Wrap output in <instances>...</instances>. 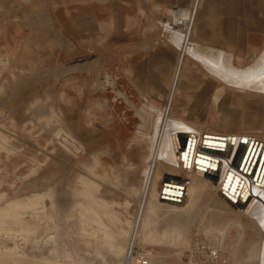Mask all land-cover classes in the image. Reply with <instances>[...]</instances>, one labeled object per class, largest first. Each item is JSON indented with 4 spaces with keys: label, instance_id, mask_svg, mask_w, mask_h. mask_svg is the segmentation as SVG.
Returning a JSON list of instances; mask_svg holds the SVG:
<instances>
[{
    "label": "rangeland",
    "instance_id": "374dc122",
    "mask_svg": "<svg viewBox=\"0 0 264 264\" xmlns=\"http://www.w3.org/2000/svg\"><path fill=\"white\" fill-rule=\"evenodd\" d=\"M209 1L0 0V264L264 263L262 214L235 209L210 179L191 193L201 209L142 220L150 236L177 220L186 242L136 239L157 162L195 174L171 161L166 137L187 124L170 111L183 54L204 52L194 29ZM149 157L142 203L127 208L121 176L139 182Z\"/></svg>",
    "mask_w": 264,
    "mask_h": 264
},
{
    "label": "crops",
    "instance_id": "0c3cea01",
    "mask_svg": "<svg viewBox=\"0 0 264 264\" xmlns=\"http://www.w3.org/2000/svg\"><path fill=\"white\" fill-rule=\"evenodd\" d=\"M249 1L252 2L251 9H249ZM209 2L208 9L202 12L194 29V36L202 42L204 52L187 60L183 54L176 84L177 96L182 102L176 111H170L171 118L192 127L193 135L197 136L200 142L205 135L240 139L256 138L257 133L264 130V0ZM164 26L165 30L178 29L176 24L171 27ZM152 140L151 148H154V145L156 148L155 140L153 138ZM151 158L142 159L145 165L139 182H132L125 174L121 176V180L129 189L127 196L121 198L124 205H128L127 208L134 206L139 200L142 203ZM123 160L132 162L128 155ZM163 162L165 161L157 162V171L154 172L155 177L146 197L143 210L145 213L142 212L139 223L141 228L136 239L153 242L166 240L186 242L187 236L184 230L176 227L179 225L177 220L163 225L167 229L162 227V231L161 229H156V233L152 231L151 236L149 235L151 230L146 232L143 228L146 224H142V220L146 219L150 224L149 222L158 216L156 215L158 210L161 212L164 210V213L167 210L169 217L177 219L180 213L188 215L189 210L201 209L195 198L191 196L192 191L203 185L212 189L214 185L212 181L196 173H190L189 175L192 176L190 178L187 176L181 178L177 173L166 172ZM132 167L134 165L131 163L127 168ZM168 177L178 178V184H186V195L181 197L179 203L165 202L161 198ZM200 183L201 186H198ZM179 188L184 190V187L179 186ZM127 213L129 218L133 219L136 216L138 218L139 215V213L133 214L128 209ZM165 232L170 233L169 237H160L159 234ZM132 233L133 227L129 239ZM173 247L175 249L176 246Z\"/></svg>",
    "mask_w": 264,
    "mask_h": 264
},
{
    "label": "water",
    "instance_id": "95a60500",
    "mask_svg": "<svg viewBox=\"0 0 264 264\" xmlns=\"http://www.w3.org/2000/svg\"><path fill=\"white\" fill-rule=\"evenodd\" d=\"M1 114V113H0ZM147 120L141 129L151 131L153 128V115L146 113ZM64 142L72 147L75 151H80L73 143L64 138ZM196 138L189 135L184 138L182 160L186 165H191V159L194 153ZM237 138L226 136H209L205 135L202 140L201 152H207L213 155L231 156V149L237 144V151L232 159L231 170L227 173L222 189L223 194L233 202H242L249 199V183L260 185L264 182V141L257 138L242 137L237 143ZM228 147V151H226ZM190 152V153H189ZM198 152L196 155L197 169L203 172L204 177L216 182L217 176L214 172L219 168V161ZM190 154L187 161V154ZM178 178L168 177L162 189V200L165 202H181L182 193L179 191Z\"/></svg>",
    "mask_w": 264,
    "mask_h": 264
},
{
    "label": "bare ground",
    "instance_id": "6f19581e",
    "mask_svg": "<svg viewBox=\"0 0 264 264\" xmlns=\"http://www.w3.org/2000/svg\"><path fill=\"white\" fill-rule=\"evenodd\" d=\"M173 126H171V127H173ZM171 132L172 133L170 134V138L167 139V137H166V141L168 140L167 142H168V144H170V146H169L170 147L169 158L170 157L172 158L171 161H173V162H177L178 161V162L181 163V166L183 168H186L188 170H193V172H195L196 174H199L202 177H204L203 172H201L200 169H197V165H196V162H195L196 155H197L198 152H201L200 148L202 147L201 145H203V144H202V142H200V140L198 139L197 136L193 135L192 127H190L187 124H182V125H178V126L175 125V127L172 128ZM181 133H185V134H181ZM189 135H193L196 138L197 142L194 145L195 147H194L193 157L191 159V165H186L185 166V162L182 160V154L180 152L181 151L183 152V149L181 148V146H183L182 142L184 141V138L189 136ZM239 140H240V138H237V142ZM234 147H235L234 149L233 148L231 149V156L230 157H223V155H213V154H210V153H207V152H201V153H203L205 155H208L211 158H214V159L219 161V168H218V170H216L214 172V175L217 176L218 180L216 182H214V183H218L220 181V185L223 186L225 177H226L227 173L231 170V167H232L231 163H232V159H233V157H234V155L236 154V151H237V144H235ZM228 150L229 149L227 147L226 151H228ZM189 153L187 154V161H188V158L190 156ZM220 170L222 171V174H221ZM248 189H249L248 193H249L250 197H249V199L246 202L245 201L233 202V201L229 200L223 194L222 187L220 188V193L219 194H220V196L227 198L229 200V203L235 209H239V210L241 209L242 211H245L247 213L249 211H251L252 217H254V218L257 217L259 213H261L262 217L264 219V182L262 184H260V185H256L254 183H249V188ZM260 249L261 248L259 247V249L257 251L258 253H259V251H261Z\"/></svg>",
    "mask_w": 264,
    "mask_h": 264
},
{
    "label": "built area",
    "instance_id": "2783aa9c",
    "mask_svg": "<svg viewBox=\"0 0 264 264\" xmlns=\"http://www.w3.org/2000/svg\"><path fill=\"white\" fill-rule=\"evenodd\" d=\"M202 248H204V247H202ZM204 250H206L209 257H211V258L216 257V254H217L216 251H212L211 249L207 250L206 248H204ZM147 258H148L147 255H141V257H139V259H138V263L139 264H149Z\"/></svg>",
    "mask_w": 264,
    "mask_h": 264
}]
</instances>
